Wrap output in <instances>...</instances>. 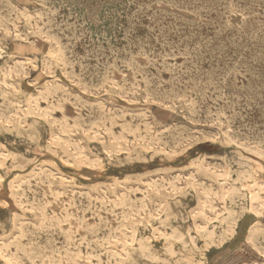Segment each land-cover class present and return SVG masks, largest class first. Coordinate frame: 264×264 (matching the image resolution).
I'll list each match as a JSON object with an SVG mask.
<instances>
[{
  "label": "rangeland",
  "instance_id": "1",
  "mask_svg": "<svg viewBox=\"0 0 264 264\" xmlns=\"http://www.w3.org/2000/svg\"><path fill=\"white\" fill-rule=\"evenodd\" d=\"M221 1H223V3H221ZM4 3L5 8L3 7ZM218 3H220V7H217L219 6ZM202 5L205 6L203 7ZM224 6L227 7L223 8ZM180 7L183 10L179 9ZM139 9L142 12H139ZM94 11L95 13H93ZM208 12H210V14ZM256 12H258V14ZM263 12L264 0H243V2L242 0H156V2L155 0H114V2L113 0H0V65H2L0 67V221L2 222L4 220L2 222L3 224L0 222V232L2 233H0V264L2 261V264H9L10 262V264H119L120 262V264H145L138 260L135 253L143 244L148 245L154 252H157L158 255L161 253V258L157 264H174L175 261L176 264H264V253H262L264 252ZM164 14L166 15L163 18ZM244 15L247 16L245 17ZM128 18L129 20L131 19L130 22L132 23H129ZM185 20L187 21L185 22ZM244 20H246V22ZM256 20H258V22ZM89 21L92 22L90 23ZM182 21H184V23H182ZM211 21L212 23H210ZM225 21L228 23L227 25ZM192 22L193 25L191 24ZM71 23H73L74 27ZM174 23L177 28L173 26ZM67 24H69V26ZM77 24H79V26ZM184 24L187 27H185ZM205 24L206 26H211L206 27ZM183 25L184 27H182ZM220 25L221 28H223L222 30ZM66 26H68V28L72 26L69 28V30H72L69 32ZM76 29H79L77 30L78 32ZM184 29L186 31H184ZM169 31L171 32L169 33ZM215 31H217V33ZM260 31L262 32L260 33ZM194 32L196 33L194 34ZM70 33H72V36H70ZM189 33H192L193 36ZM251 33L253 34L251 35ZM124 36H126V38H124ZM135 37L137 38L135 39ZM255 37L258 38L255 39ZM74 39L78 40L75 41ZM119 39H121L120 44L118 41ZM170 42H173L172 46ZM220 42H223L222 46ZM244 42L246 44H244ZM135 43H138V45H135ZM257 45V49L254 48ZM260 49L263 55L260 53ZM218 53H220V57ZM94 55L95 57H93ZM96 57L97 59L93 60ZM212 58L214 60H212ZM230 58H232V60ZM240 60L242 61L240 62ZM26 62L27 64H25ZM132 63L133 65H131ZM238 63L241 64L239 67ZM106 65L108 66L106 67ZM126 65L128 67H126ZM216 66H218V71L215 68ZM102 67L105 69L103 70ZM145 67H147L146 71L144 70ZM93 68L96 69L93 70ZM98 68L101 69L99 70ZM128 68L130 69L128 70ZM119 69L121 70L119 71ZM231 69L234 70L235 73ZM107 70L108 72H106ZM115 70L121 73L118 74ZM94 71L95 73L96 71L98 72L96 74L99 77L97 75L95 76ZM129 71H132L131 74ZM140 71L143 72L139 73ZM157 71L159 74H157ZM208 72L209 75L207 74ZM226 72L227 75L229 74L228 77L224 74ZM113 73L114 75L112 76ZM239 73L241 76H239ZM243 73H246V75ZM170 74L172 78L175 77L176 79L174 78L175 80H172ZM212 74L215 75L214 79H212ZM223 74L225 77L222 76ZM180 76L182 77L179 78ZM193 76L195 77L193 78ZM145 77L147 79H145ZM204 77L206 79H204ZM101 78L103 80H101ZM258 78L262 80H258ZM107 79L109 80L107 81ZM133 79L135 81H133ZM189 79L191 84L189 83ZM83 80L84 82L88 81V84H84ZM104 80H106L105 82L107 83H104ZM210 80H212V82ZM113 81L115 83H113ZM204 81H207L208 85L205 84L206 82ZM175 82H180L182 86ZM80 83L83 85H80ZM175 84H177V86ZM221 84L224 85L222 86ZM209 85L210 89L208 88ZM82 86H84V88ZM97 86L99 88H96ZM183 86L185 88H183ZM193 86L198 87L195 89ZM238 87H240L241 90ZM255 87H257L256 90ZM231 88L234 90L232 91ZM216 89H218V93ZM196 90L199 94L196 93ZM219 91L222 92L220 93ZM184 92L187 93L185 94ZM231 92H233V94ZM173 94L176 97H174ZM227 96L229 97L226 98ZM91 103L93 104L91 105ZM231 104L233 109L231 108ZM227 106L229 109H227ZM191 109H193L194 112ZM43 111L45 113H43ZM88 118L89 120H87ZM132 118H134V120H132ZM211 118L213 119L211 120ZM82 119L83 121H81ZM215 119L217 120L215 121ZM100 121H102V123ZM85 123L89 124L85 125ZM145 123L147 124L145 125ZM92 124L95 125L93 126ZM206 134H208V137ZM257 136L259 138H257ZM254 137L256 139H253ZM23 142L25 144H23ZM162 142H165V144H162ZM36 145H40L41 147H37ZM72 147L73 149H71ZM23 153L24 158H21L22 156L20 155H23ZM234 155L238 156L234 157ZM18 158L22 159L23 162ZM254 163L257 164L255 165ZM123 164L125 166H123ZM258 164L261 167L258 166ZM92 167L93 169H91ZM101 169H103V171ZM75 184L77 185L73 186ZM34 185L36 187H34ZM40 193L42 195H40ZM79 201L80 204L78 203ZM109 201H114V205H111L112 202ZM135 201H138L137 204ZM99 204L101 205L99 206ZM132 204L133 206L136 205V207H133L134 210H132ZM141 204L145 206L143 205L142 207ZM113 206H116V208L114 209ZM123 206L127 208L124 209ZM146 209L149 210V214ZM158 209L159 211H157ZM136 210L138 211L136 212ZM111 214L112 216H110ZM125 214L130 215V217ZM120 215H124V218L123 216L121 218ZM97 218L100 219L97 220ZM125 218L128 221L124 220ZM147 218H150V220ZM123 220L126 222H123ZM46 223H48V225ZM9 228L13 229L10 230ZM99 230L101 231L99 232ZM230 232H232L231 235H229ZM65 233H67V235ZM182 233L186 234L182 235ZM78 236L80 238H78ZM124 237H126V239ZM106 241H108V243H106ZM261 244L263 246H261ZM168 247L173 250V255L169 257L163 255L164 250ZM159 249L161 250L160 252ZM64 252L65 254H63ZM96 253L100 254L97 255ZM186 255L189 256L191 263H188L187 260L184 259L187 257ZM5 258H7L8 263L5 262ZM41 260L42 262H40Z\"/></svg>",
  "mask_w": 264,
  "mask_h": 264
},
{
  "label": "bare ground",
  "instance_id": "2",
  "mask_svg": "<svg viewBox=\"0 0 264 264\" xmlns=\"http://www.w3.org/2000/svg\"><path fill=\"white\" fill-rule=\"evenodd\" d=\"M41 1H42V0H41ZM49 1H50V0H49ZM54 1H55V0H54ZM84 1H85V0H84ZM159 1H160V0H159ZM165 1H166V0H165ZM203 1H204V0H203ZM219 1H220V0H219ZM239 1H240V0H239ZM254 1H256V0H254ZM43 2H45V1H43ZM47 2H48V1H47ZM113 2H114V0H113ZM115 2H116V1H115ZM133 2H134V1H133ZM149 2H150V1H149ZM155 2H156V0H155ZM157 2H158V1H157ZM161 2H162V1H161ZM170 2H171V1H170ZM172 2H173V1H172ZM191 2H192V1H191ZM193 2H194V1H193ZM214 2H215V1H214ZM242 2H243V0H242ZM245 2H246V1H245ZM7 3H8V2H7ZM48 3H49V2H48ZM131 3H132V2H131ZM139 3H140V2H139ZM144 3H145V2H144ZM153 3H154V2H153ZM174 3H175V2H174ZM205 3H206V2H205ZM210 3H211V2H210ZM212 3H213V2H212ZM216 3H217V2H216ZM216 3H215V4H216ZM221 3H223V1H221ZM225 3H226V2H225ZM231 3H232V2H231ZM257 3H258V2H257ZM259 3H260V2H259ZM2 4H3V3H2ZM10 4H11V3H10ZM41 4H42V2H41ZM52 4H53V3H52ZM55 4H56V3H55ZM98 4H99V3H98ZM101 4H102V3H101ZM115 4H117V3H115ZM124 4H125V3H124ZM159 4H160V3H159ZM208 4H209V2H208ZM218 4H219V6H217V7H220V3H218ZM227 4H228V3H227ZM233 4H234V3H233ZM237 4H238V3H237ZM50 5H51V3H50ZM78 5H79V4H78ZM78 5H77V6H78ZM82 5H83V4H82ZM108 5H109V4H108ZM156 5H157V3H156ZM193 5H194V4H193ZM195 5H196V4H195ZM216 5H217V4H216ZM223 5H224V4H223ZM228 5H229V4H228ZM228 5H227V6H228ZM4 6H5V3H4V5H3V7H4ZM65 6H66V5H65ZM83 6H84V5H83ZM93 6H94V4H93ZM136 6H137V5H136ZM141 6H142V5H141ZM145 6H146V5H145ZM149 6H150V5H149ZM173 6H174V5H173ZM178 6H179V5H178ZM196 6H198V5H196ZM202 6H203V5H202ZM202 6H201V8H202ZM204 6H205V5H204ZM204 6H203V7H204ZM206 6H207V5H206ZM211 6H212V5H211ZM227 6H224L223 8H225V7H227ZM48 7H49V4H48ZM51 7H52V6H51ZM143 7H144V6H143ZM192 7H193V6H192ZM208 7H210V6H208ZM221 7H222V6H221ZM229 7H230V6H229ZM233 7H234V6H233ZM4 8H5V7H4ZM4 8H3V9H4ZM11 8H12V6H11ZM54 8H55V7H54ZM128 8H129V7H128ZM140 8H141V7H140ZM182 8H183V6H182ZM199 8H200V7H199ZM247 8H248V7H247ZM6 9H7V8H6ZM86 9H87V8H86ZM92 9H93V8H92ZM100 9H101V8H100ZM134 9H135V8H134ZM141 9H142V8H141ZM144 9H145V8H144ZM144 9H143V10H144ZM179 9H181V7H180ZM192 9H193V8H192ZM211 9H212V8H211ZM211 9H210V10H211ZM257 9H258V8H257ZM1 10H2V8H1ZM57 10H58V9H57ZM67 10H68V9H67ZM90 10H91V9H90ZM94 10H95V7H94ZM126 10H127V9H126ZM130 10H131V9H130ZM135 10H136V9H135ZM137 10H138V9H137ZM181 10H183V9H181ZM190 10H191V9H190ZM193 10H194V9H193ZM196 10H197V9H196ZM212 10H213V9H212ZM53 11H54V10H53ZM59 11H60V10H59ZM140 11H141V10L139 9V12H140ZM146 11H147V10H146ZM156 11H157V10H156ZM200 11H201V9H200ZM207 11H208V10H207ZM215 11H216V10H215ZM5 12H6V11H5ZM48 12H49V11H48ZM51 12H52V11H51ZM61 12H62V11H61ZM88 12H89V11H88ZM126 12H127V11H126ZM141 12H142V11H141ZM148 12H149V11H148ZM151 12H152V11H151ZM194 12H195V11H194ZM194 12H193V14H194ZM202 12H203V11H202ZM204 12H205V11H204ZM224 12H225V11H224ZM227 12H228V11H227ZM243 12H244V11H243ZM249 12H250V11H249ZM251 12L253 13L252 10H251ZM258 12H259V11H258ZM258 12H256V13L258 14ZM12 13H13V12H12ZM62 13H63V12H62ZM62 13H61V14H62ZM93 13H95V11H94ZM134 13H135V12H134ZM144 13H145V12H144ZM166 13H167V12H166ZM208 13L210 14V12H208ZM218 13H219V12H218ZM229 13H230V11H229ZM229 13H228V14H229ZM246 13H247V12H246ZM260 13H261V12H260ZM263 13H264V12H263ZM7 14H8V13H7ZM44 14H45V13H44ZM108 14H109V13H108ZM127 14H128V13H127ZM127 14H126V16H127ZM146 14H147V13H146ZM197 14H198V12H197ZM199 14H200V13H199ZM209 14H208V16H209ZM214 14H215V13H214ZM214 14H213V15H214ZM221 14H222V13H221ZM223 14H224V13H223ZM9 15H10V14H9ZM47 15H48V14H47ZM50 15H52V14H50ZM56 15H57V14H56ZM90 15H91V14H90ZM132 15H133V14H132ZM140 15H141V14H140ZM150 15H152V14H150ZM157 15H158V14H157ZM165 15H166V14L163 15V18H164ZM194 15H195V14H194ZM218 15H219V14H218ZM230 15H231V14H230ZM238 15H239V14H238ZM241 15H243V14H241ZM247 15H248V13H247ZM247 15H246V16H247ZM0 16H1V15H0ZM15 16H16V15H15ZM15 16H14V18H15ZM63 16H64V14H63ZM88 16H89V15H88ZM88 16H87V18H88ZM145 16H147V15H145ZM152 16H153V15H152ZM224 16H225V15H224ZM224 16H223V17H224ZM244 16H245V15H244ZM246 16H245V17H246ZM248 16H249V15H248ZM253 16H254V13H253ZM4 17H5V16H4ZM50 17H51V16H50ZM52 17H53V16H52ZM71 17H72V16H71ZM71 17H69V18H71ZM75 17H76V16H75ZM89 17H90V16H89ZM92 17L94 18L93 15H92ZM129 17H130V16H129ZM153 17H154V16H153ZM174 17H175V16H174ZM201 17H202V16H201ZM215 17H216V16H215ZM220 17H221V16H220ZM260 17H261V16H260ZM8 18H9V17H8ZM12 18H13V17H12ZM41 18H42V17H41ZM48 18H49V17H48ZM83 18H84V17H83ZM108 18H110V17H108ZM133 18H134V17H133ZM133 18H132V19H133ZM154 18H155V17H154ZM175 18H176V17H175ZM261 18H262V17H261ZM4 19H5V18H4ZM58 19H59V17H58ZM75 19H76V18H75ZM81 19H82V18H81ZM88 19H89V18H88ZM95 19H96V17H95ZM139 19H141V18H139ZM168 19H169V17H168ZM205 19H206V18H205ZM208 19H209V18H208ZM243 19H244V18H243ZM246 19H247V18H246ZM53 20H54V19H53ZM56 20H57V19H56ZM63 20H64V19H63ZM78 20H79V19H78ZM128 20H129V18H128ZM128 20H127V21H128ZM130 20H131V19H130ZM130 20H129V23H132V22H130ZM136 20H137V19H136ZM150 20H151V19H150ZM173 20H174V19H173ZM173 20H172V21H173ZM176 20H177V19H176ZM180 20H181V19H180ZM199 20H200V19H199ZM209 20H210V19H209ZM5 21H6V20H5ZM8 21H9V19H8ZM60 21H61V20H60ZM65 21H66V20H65ZM69 21H70V20H69ZM105 21H106V20H105ZM138 21H139V20H138ZM186 21H187V20H185V22H186ZM205 21H206V20H205ZM207 21H208V20H207ZM212 21H213V20H212ZM212 21H211L210 23H212ZM226 21H227V20H226ZM226 21H225V23H226ZM244 21L246 22V20H244ZM251 21H252V20H251ZM256 21L258 22V20H256ZM256 21H254V22H256ZM259 21H260V20H259ZM9 22H11V21H9ZM9 22H8V23H9ZM77 22H78V21H77ZM89 22H90V21H89ZM91 22H92V21H91ZM91 22H90V23H91ZM103 22H104V21H103ZM139 22H140V21H139ZM139 22H138V23H139ZM141 22H142V21H141ZM179 22H180V21H179ZM188 22H189V21H188ZM194 22H195V21H194ZM223 22H224V21H223ZM82 23H83V22H82ZM84 23H85V22H84ZM120 23H121V22H120ZM127 23H128V22H127ZM143 23H144V22H143ZM171 23H172V22H171ZM171 23H170V24H171ZM182 23H184V21H182ZM189 23H190V22H189ZM189 23H188V24H189ZM198 23H199V22H198ZM204 23H205V22H204ZM206 23H207V22H206ZM215 23H216V22H215ZM243 23H244V22H243ZM11 24H12V22H11ZM49 24H50V23H49ZM71 24L73 25V23H71ZM99 24H100V23H99ZM160 24H161V23H160ZM165 24H166V23H165ZM170 24H169V25H170ZM191 24L193 25V22H192ZM195 24H196V22H195ZM195 24H194V25H195ZM201 24H202V23H201ZM218 24H219V23H218ZM223 24H224V23H223ZM227 24H228V23H226V25H227ZM244 24H245V23H244ZM249 24H250V23H249ZM33 25H34V24H33ZM60 25H61V24H60ZM67 25L69 26V24H67ZM77 25L79 26V24H77ZM84 25H85V24H84ZM120 25H121V24H120ZM126 25H127V24H126ZM136 25L138 26L137 23H136ZM184 25H185V24H184ZM184 25H183L182 27H184ZM221 25H222V24H221ZM221 25H220V28H221ZM251 25H252V24H251ZM257 25H258V24H257ZM63 26H64V24H63ZM68 26H66V27L68 28ZM75 26H76V25H75ZM121 26H122V25H121ZM141 26H142V25H141ZM170 26H171V25H170ZM173 26H176L175 23L173 24ZM188 26H189V25H188ZM205 26H206V24H205ZM207 26H209V25H207ZM207 26H206V27H207ZM210 26H211V25H210ZM210 26H209V27H210ZM213 26H214V25H213ZM259 26H260V25H259ZM262 26H263V25H262ZM262 26H261V27H262ZM34 27H35V26H34ZM70 27H72V26H70ZM70 27H69V28H70ZM73 27H74V25H73ZM122 27H123V26H122ZM124 27H125V26H124ZM150 27H151V26H150ZM160 27H161V26H160ZM160 27H159V28H160ZM167 27H168V26H167ZM182 27H181V28H182ZM185 27H187V26L185 25ZM195 27H196V26H195ZM226 27H227V26H226ZM242 27H243V25H242ZM11 28H12V27H11ZM56 28H57V27H56ZM62 28H63V27H62ZM64 28H65V27H64ZM69 28H68V30H69ZM117 28H118V27H117ZM127 28H128V27H127ZM127 28H126V29H127ZM133 28H134V27H133ZM143 28H144V27H143ZM143 28H142V29H143ZM161 28H162V27H161ZM176 28H177V26H176ZM188 28H189V27H188ZM190 28H191V26H190ZM190 28H189V30H190ZM211 28H212V27H211ZM218 28H219V27H218ZM220 28H219V30H220ZM227 28H228V27H227ZM229 28H231V27H229ZM243 28H244V27H243ZM243 28H241V29H243ZM249 28H250V27H249ZM259 28H260V27H259ZM53 29H54V28H53ZM73 29H74V28H73ZM113 29H114V28H113ZM129 29H130V30H133V29H131V28H129ZM147 29H148V28H147ZM149 29H150V28H149ZM155 29H156V28H155ZM157 29H158V28H157ZM171 29H172V28H171ZM191 29H192V28H191ZM213 29H214V27H213ZM222 29H223V28H221V30H222ZM253 29H254V28H253ZM64 30H65V29H64ZM71 30H72V29H71ZM71 30H69V32H70ZM77 30H79V29H76V31H77ZM80 30H82V29H80ZM83 30H84V29H83ZM162 30H163V28H162ZM192 30H193V29H192ZM199 30H200V29H199ZM207 30H208V29H207ZM214 30H215V29H214ZM217 30H218V29H217ZM219 30H218V31H219ZM221 30H220V31H221ZM224 30H225V29H224ZM236 30H237V29H236ZM236 30H235V31H236ZM251 30H252V29H251ZM261 30H262V29H261ZM19 31H20V30H19ZM59 31H60V30H59ZM73 31H74V30H73ZM112 31H113V30H112ZM137 31H138V30H137ZM148 31H149V30H148ZM158 31H159V29H158ZM171 31H172V30H171ZM171 31H169V33H170ZM178 31H179V30H178ZM184 31H186V30L184 29ZM231 31H232V30H231ZM231 31H230V32H231ZM240 31H241V30H240ZM20 32H21V31H20ZM38 32H39V31H38ZM45 32H46V31H45ZM54 32H56V31H54ZM65 32H66V30H65ZM77 32H78V31H77ZM83 32H84V31H83ZM83 32H82V33H83ZM125 32H126V31H125ZM125 32H124V33H125ZM141 32H142V31H141ZM161 32H162V31H161ZM163 32H164V31H163ZM181 32H182V31H181ZM191 32H192V31H191ZM203 32H204V31H203ZM203 32H202V33H203ZM205 32H206V31H205ZM215 32L217 33V31H215ZM223 32H224V31H223ZM232 32H233V31H232ZM245 32H246V30H245ZM250 32H251V31H250ZM254 32H255V31H254ZM254 32H253V33H254ZM257 32H258V30H257ZM261 32H262V31H260V33H261ZM60 33H61V32H60ZM79 33H80V32H79ZM90 33H91V32H90ZM90 33H89V34H90ZM128 33H129V31H128ZM159 33H160V31H159ZM164 33H165V32H164ZM174 33H175V32H174ZM195 33H196V32H194V34H195ZM240 33H241V32H240ZM253 33H251V35H252ZM66 34H67V33H66ZM71 34H72V33H70V36H72ZM73 34H75V33H73ZM113 34H114V33H113ZM120 34H121V33H120ZM125 34H126V33H125ZM125 34H124V35H125ZM134 34H135V32H134ZM136 34H137V32H136ZM139 34H140V33H139ZM148 34H149V33H148ZM154 34H155V33H154ZM176 34H177V33H176ZM180 34H182V33H180ZM183 34H184V32H183ZM183 34H182V35H183ZM189 34H190V33H189ZM247 34H248V33H247ZM60 35H61V34H60ZM75 35H76V34H75ZM82 35H83V34H82ZM102 35H103V34H102ZM104 35H105V34H104ZM130 35H131V34H130ZM160 35H161V34H160ZM166 35H168V34H166ZM166 35H165V36H166ZM190 35L193 36L192 33H191ZM198 35H199V34H198ZM213 35H214V34H213ZM237 35H239V34H237ZM251 35H250V36H251ZM61 36H62V35H61ZM85 36H86V35H85ZM91 36H93V35H91ZM141 36H143V35H141ZM177 36H178V35H177ZM203 36H204V35H203ZM241 36H242V35H241ZM244 36H246V35H244ZM256 36H257V34H256ZM258 36H259V35H258ZM13 37H14V36H13ZM58 37H59V36H58ZM68 37H69V36H68ZM76 37H77V36H76ZM86 37H87V36H86ZM117 37H118V35H117ZM129 37H130V36H129ZM129 37H128V38H129ZM132 37H133V36H132ZM138 37H140V36H138ZM151 37H152V36H151ZM181 37H182V36H181ZM183 37H184V36H183ZM189 37H190V36H189ZM218 37H219V36H218ZM233 37H235V36H233ZM60 38H61V37H60ZM74 38H75V37H74ZM77 38H78V37H77ZM115 38H116V37H115ZM124 38H126V36H124ZM136 38H137V37H135V39H136ZM146 38H147V35H146ZM149 38H150V37H149ZM152 38H153V37H152ZM166 38H167V37H166ZM179 38H180V37H179ZM186 38H187V37H186ZM198 38H199V37H198ZM231 38H232V37H231ZM237 38H238V37H237ZM239 38H240V37H239ZM244 38H245V37H244ZM250 38H251V37H250ZM257 38H258V37H255V39H257ZM122 39H123V38H122ZM129 39H130V38H129ZM147 39H148V38H147ZM176 39H177V38H176ZM180 39H181V38H180ZM200 39L202 40L201 36H200ZM229 39H230V38H229ZM232 39H233V38H232ZM241 39H242V37H241ZM248 39H249V38H248ZM248 39H247V40H248ZM74 40L76 41V40H78V39H74ZM91 40H92V39H91ZM110 40H111V39H110ZM120 40H121V39L118 40V41H119V44H120ZM124 40H125V39H124ZM163 40H164V37H163ZM166 40H167V39H166ZM187 40H189V39H187ZM249 40H250V39H249ZM83 41H84V40H83ZM101 41H102V40H101ZM107 41H108V40H107ZM107 41H106V42H107ZM115 41H116V40H115ZM115 41H114V42H115ZM131 41H132V40H131ZM151 41H153V40H151ZM169 41H170V40H169ZM169 41H168V43H169ZM171 41H172V40H171ZM196 41H197V39H196ZM218 41H219V40H218ZM224 41H225V39H224ZM233 41H234V40H233ZM239 41H240V40H239ZM262 41H263V39H262ZM63 42H65V41H63ZM90 42H91V41H90ZM147 42H148V41H147ZM154 42H155V41H154ZM156 42H157V41H156ZM176 42H177V41H176ZM181 42H182V41H181ZM190 42H191V41H190ZM214 42H215V40H214ZM226 42H227V41H226ZM229 42H230V41H229ZM236 42H237V41H236ZM249 42H250V41H249ZM253 42H254V41H253ZM88 43H89V42H88ZM97 43H98V41H97ZM104 43H105V42H104ZM107 43H108V42H107ZM116 43H117V42H116ZM124 43H126V42H124ZM141 43H142V42H141ZM162 43H163V42H162ZM170 43H171V42H170ZM172 43H173V42H172ZM172 43H171V46H172ZM197 43H198V41H197ZM209 43H210V42H209ZM218 43H219V42H218ZM222 43H223V42H222ZM222 43L220 42L221 46L223 45ZM238 43H239V42H238ZM247 43H248V41H247ZM257 43H258V42H257ZM84 44H85V43H84ZM86 44H87V43H86ZM91 44H92V42H91ZM91 44H89V45H91ZM99 44H100V43H99ZM143 44H144V43H143ZM145 44H146V43H145ZM154 44H155V43H154ZM158 44H159V43H158ZM160 44H161V43H160ZM166 44H167V42H166ZM225 44H226V43H225ZM228 44H229V43H228ZM244 44H246V43L244 42ZM262 44H263V42H262ZM70 45H71V44H70ZM122 45H123V44H122ZM135 45H138V43H137V44L135 43ZM148 45H149V44H148ZM152 45H153V44H152ZM177 45H178V44H177ZM214 45H215V44H214ZM214 45H213V46H214ZM235 45H236V44H235ZM73 46H74V43H73ZM115 46H116V45H115ZM117 46H118V45H117ZM140 46H141V45H140ZM162 46H163V45H162ZM186 46H187V45H186ZM193 46H194V45H193ZM195 46H196V45H195ZM215 46H216V45H215ZM219 46H220V45H219ZM229 46H230V44H229ZM250 46H251V45H250ZM71 47H72V46H71ZM110 47H111V45H110ZM124 47H125V46H124ZM142 47H143V46H142ZM156 47H157V46H156ZM167 47H168V44H167ZM184 47H185V46H184ZM191 47H192V46H191ZM204 47H205V46H204ZM204 47H203V48H204ZM224 47H225V46H224ZM237 47H239V46H237ZM242 47H243V46H242ZM242 47H241V48H242ZM251 47H252V46H251ZM253 47H254V46H253ZM256 47H258V45L255 46L254 48H256ZM8 48H9V47H8ZM118 48H119V47H118ZM215 48H217V47H215ZM232 48H233V47H232ZM241 48H240V50H241ZM247 48H248V47H247ZM89 49H90V48H89ZM109 49H110V48H109ZM109 49H108V50H109ZM116 49H117V48H116ZM129 49H130V48H129ZM131 49H132V48H131ZM192 49H193V48H192ZM207 49H208V48H207ZM238 49H239V48H238ZM256 49H257V48H256ZM9 50H10V49H9ZM9 50H8V51H9ZM99 50H100V49H99ZM102 50H103V47H102ZM102 50H101V51H102ZM111 50H112V49H111ZM113 50H114V49H113ZM118 50H119V49H118ZM120 50H121V49H120ZM123 50H124V49H123ZM152 50H153V49H152ZM194 50H195V49H194ZM227 50H228V49H227ZM243 50H244V49H243ZM58 51H60V50H58ZM90 51H91V50H90ZM109 51H110V50H109ZM124 51H125V50H124ZM127 51H129V50H127ZM127 51H126V52H127ZM154 51H155V50H154ZM192 51H193V50H192ZM210 51H211V50H210ZM218 51H219V50H218ZM223 51H224V49H223ZM234 51H235V50H234ZM258 51H259V50H258ZM262 51H264V49H262ZM92 52H93V51H92ZM94 52H95V51H94ZM96 52H97V51H96ZM98 52H99V51H98ZM102 52H103V51H102ZM111 52H112V51H111ZM116 52H117V51H116ZM150 52H151V51H150ZM171 52H172V50H171ZM207 52H208V50H207ZM216 52H217V51H216ZM220 52H221V50H220ZM224 52H225V51H224ZM224 52H223V53H224ZM243 52H244V51H243ZM52 53H53V52H52ZM118 53H119V51H118ZM122 53H123V51H122ZM137 53H138V52H137ZM181 53H182V52H181ZM260 53H261V49H260ZM56 54H57V53H56ZM68 54H70V53H68ZM78 54H79V53H78ZM96 54H97V53H96ZM98 54H99V53H98ZM101 54H102V53H101ZM101 54H100V55H101ZM103 54H104V53H103ZM112 54H113V53H112ZM112 54H110V55H112ZM120 54H121V53H120ZM123 54H124V53H123ZM147 54H148V53H147ZM151 54H152V52H151ZM171 54H172V53H171ZM219 54H220V53H218V56L220 57ZM224 54H225V53H224ZM234 54H235V53H234ZM255 54H256V53H255ZM257 54H258V53H257ZM261 54H262V53H261ZM7 55H8V54H7ZM100 55H99V56H100ZM104 55H105V54H104ZM115 55H116V54H115ZM117 55H118V54H117ZM130 55H131V54H130ZM132 55H135V54H132ZM157 55H158V54H157ZM160 55H161V54H160ZM174 55H175V54H174ZM174 55H173V56H174ZM209 55H210V54H209ZM222 55H223V54H222ZM237 55H238V54H237ZM258 55H259V54H258ZM262 55H263V54H262ZM51 56H52V55H51ZM51 56H50V57H51ZM105 56H106V55H105ZM108 56H109V55H108ZM128 56H129V55H128ZM128 56H127V57H128ZM147 56H148V55H147ZM190 56H191V55H190ZM211 56H212V55H211ZM216 56H217V55H216ZM223 56H224V55H223ZM223 56H222V57H223ZM233 56H235V55H233ZM240 56H243V55H240ZM7 57H9V56H7ZM69 57H70V56H69ZM73 57H74V56H73ZM85 57H86V56H85ZM93 57H95V55H94ZM100 57H101V56H100ZM103 57H104V56H103ZM106 57H107V56H106ZM116 57H117V56H116ZM129 57H131V56H129ZM134 57H135V56H134ZM134 57H133V58H134ZM136 57H137V56H136ZM148 57H149V56H148ZM208 57H209V56H208ZM208 57H207V58H208ZM212 57H213V56H212ZM219 57H218V58H219ZM237 57H238V56H237ZM259 57H261V56H259ZM263 57H264V56H263ZM71 58H72V57H71ZM107 58H108V57H107ZM110 58H111V57H110ZM125 58H126V57H125ZM154 58H155V57H154ZM188 58H189V55H188ZM215 58H216V57H215ZM218 58H217V59H218ZM238 58H239V57H238ZM242 58H243V57H242ZM244 58H245V57H244ZM55 59H56V58H55ZM95 59H97V57L94 58L93 60H95ZM101 59H102V57H101ZM126 59H127V58H126ZM129 59H130V58H129ZM131 59H132V58H131ZM210 59H211V58H210ZM230 59L232 60V58H230ZM245 59H246V58H245ZM258 59H259V58H258ZM49 60H50V58H49ZM71 60H72V59H71ZM112 60H113V59H112ZM114 60H116V59H114ZM123 60H124V59H123ZM148 60H151V59H148ZM212 60H214V59L212 58ZM224 60H225V59H224ZM224 60H223V61H224ZM226 60H227V59H226ZM228 60H229V59H228ZM243 60H244V59H243ZM248 60H249V59H248ZM262 60H263V59H262ZM75 61H76V59H75ZM105 61H106V60H105ZM107 61H108V59H107ZM128 61H129V60H128ZM128 61H127V62H128ZM146 61H147V60H146ZM205 61H206V60H205ZM215 61H216V60H215ZM241 61H242V60H240V62H241ZM244 61H245V60H244ZM246 61H247V60H246ZM63 62H64V60H63ZM63 62H62V63H63ZM112 62H113V61H112ZM116 62H117V61H116ZM125 62H126V61H125ZM131 62H132V60H131ZM134 62H135V61H134ZM147 62H148V61H147ZM225 62H226V61H225ZM261 62H262V61H261ZM54 63H55V62H54ZM70 63H71V62H70ZM98 63H99V62H98ZM128 63H130V62H128ZM151 63H152V62H151ZM250 63H251V62H250ZM253 63H254V62H253ZM253 63H252V64H253ZM0 64H1V63H0ZM17 64H18V62H17ZM25 64H27V62H26ZM48 64H49V63H48ZM94 64H95V63H94ZM102 64H104V63H102ZM108 64H109V63H108ZM112 64H114V63H112ZM124 64H125V63H124ZM135 64H136V63H135ZM153 64H154V63H153ZM181 64H182V63H181ZM189 64H190V63H189ZM226 64H227V63H226ZM234 64H235V63H234ZM236 64H237V63H236ZM243 64H244V63H243ZM261 64H262V63H261ZM99 65H100V64H99ZM128 65H129V64H128ZM131 65H133V63H132ZM138 65H139V64H138ZM148 65H150V64H148ZM154 65H155V64H154ZM158 65H159V64H158ZM166 65H168V64H166ZM173 65H174V64H173ZM208 65H209V64H208ZM212 65H213V64H212ZM215 65H216V64H215ZM218 65H219V64H218ZM239 65H241V64L238 63V67H239ZM245 65H246V64H245ZM247 65H250V64H247ZM262 65H263V64H262ZM1 66H2V65H0V67H1ZM40 66H41V65H40ZM79 66H80V65H79ZM82 66H83V65H82ZM96 66H97V65H96ZM107 66H108V65H106V67H107ZM115 66H117V65H115ZM121 66H122V65H121ZM124 66H125V65H124ZM136 66H137V64H136ZM144 66H145V65H144ZM144 66H143V67H144ZM151 66H152V65H151ZM160 66H162V65H160ZM176 66H177V65H176ZM179 66H180V65H179ZM224 66H225V65H224ZM243 66H244V65H243ZM87 67H88V66H87ZM109 67H110V66H109ZM109 67H108V69H109ZM122 67H123V66H122ZM126 67H128V66L126 65ZM148 67H149V66H148ZM152 67H153V66H152ZM164 67H165V65H164ZM222 67H223V66H222ZM227 67H228V66H227ZM232 67H233V66H232ZM240 67H241V66H240ZM246 67H247V66H246ZM250 67H252V66H250ZM81 68H82V67H81ZM96 68H97V67H96ZM96 68H93V70L96 69ZM102 68H103V67H102ZM116 68H117V67H116ZM116 68H115V69H116ZM130 68H131V67H130ZM130 68H128V70H129ZM136 68H138V67H136ZM141 68H142V67H141ZM172 68H173V67H172ZM172 68H171V69H172ZM179 68H180V67H179ZM204 68H206V67H204ZM207 68H208V67H207ZM215 68H216L217 71H218V66H216ZM228 68H231V67H228ZM236 68H237V67H236ZM242 68H243V67H242ZM244 68H245V67H244ZM254 68H255V67H254ZM254 68H253V69H254ZM57 69H58V68H57ZM71 69H72V67H71ZM98 69L100 70L101 68H98ZM104 69H105V68H103V70H104ZM113 69H114V68H113ZM134 69H135V68H134ZM210 69H211V68H210ZM213 69H214V68H213ZM225 69H226V68H225ZM233 69H234V67H233ZM248 69H249V68H248ZM251 69H252V68H251ZM39 70H41V69H39ZM47 70H48V69H47ZM85 70H86V68H85ZM103 70H102V72H103ZM109 70H110V69H109ZM120 70H121V69H119V71H120ZM139 70H140V66H139ZM139 70H138V71H139ZM144 70L146 71V70H147V67H145ZM144 70H143V71H144ZM177 70H178V69H177ZM179 70L181 71V68H180ZM179 70H178V71H179ZM197 70H198V69H197ZM231 70H232V69H231ZM240 70H242V69H240ZM245 70H247V69H245ZM261 70H262V69H261ZM67 71H68V70H67ZM90 71H91V70H90ZM115 71H116V70H115ZM126 71H127V68H126ZM143 71H140L139 73H141V72H143ZM173 71H174V70H173ZM209 71H210V70H209ZM228 71H229V69H228ZM228 71H227V72H228ZM232 71L234 72V70H232ZM232 71H231V73H232ZM235 71H236V70H235ZM243 71H244V70H243ZM253 71H254V70H253ZM255 71H256V70H255ZM257 71H259V70H257ZM262 71H263V70H262ZM71 72H72V70H71ZM99 72H100V71H99ZM104 72H105V71H104ZM106 72H108V70H107ZM112 72H114V71H112ZM116 72H118V71H116ZM129 72H130V71H129ZM131 72H132V71H131ZM131 72H130V74H131ZM135 72H136V70H135ZM148 72H149V71H148ZM167 72H168V71H167ZM176 72H177V71H176ZM189 72H190V71H189ZM195 72H196V71H195ZM211 72H212V70H211ZM213 72H214V70H213ZM219 72H220V71H219ZM221 72H222V71H221ZM227 72L224 73V74L227 75ZM40 73H41V72H40ZM77 73H78V72H77ZM84 73H85V72H84ZM87 73H89V72H87ZM94 73H95V71H94ZM94 73H93V74H94ZM96 73H98V72L96 71ZM96 73H95V76L97 75ZM109 73H110V72H109ZM120 73H121V72H118V74H120ZM149 73H151V72H149ZM184 73H185V72H184ZM205 73H206V72H205ZM234 73H235V72H234ZM256 73H257V72H256ZM261 73H263V72H261ZM13 74H14V73H13ZM80 74H81V72H80ZM80 74H79V75H80ZM99 74H100V73H99ZM101 74H102V73H101ZM107 74H108V73H107ZM110 74H111V73H110ZM134 74H135V73H134ZM142 74H143V73H142ZM157 74H159L158 71H157ZM171 74H172V73H171ZM171 74H170V75H171ZM195 74H196V73H195ZM207 74L209 75V72H208ZM207 74H206V75H207ZM214 74H215V73H214ZM224 74H223L222 76H224ZM237 74H238V73H237ZM243 74L246 75V73H243ZM248 74H249V73H248ZM259 74H260V73H259ZM17 75H18V74H17ZM85 75H86V74H85ZM113 75H114V73L112 74V76H113ZM123 75H124V74H123ZM138 75H140V74H138ZM151 75H152V74H151ZM172 75H174V74H172ZM172 75H171V78H172ZM177 75H178V74H177ZM188 75H189V74H188ZM210 75H211V74H210ZM218 75H219V73H218ZM218 75H217V76H218ZM228 75H229V74H228ZM228 75H227V77H228ZM234 75H236V74H234ZM245 75H244V76H245ZM249 75H250V74H249ZM252 75H253V74H252ZM44 76H45V74H44ZM61 76H62V75H61ZM83 76H84V74H83ZM89 76H90V75H89ZM97 76H98V75H97ZM102 76H103V75H102ZM107 76H108V75H107ZM107 76H106V78H107ZM110 76H111V75H110ZM135 76H136V75H135ZM146 76H150V75H146ZM204 76H205V75H204ZM214 76H215V75L212 74V79H214ZM239 76H241L240 73H239ZM255 76H257V75H255ZM260 76H261V75H260ZM15 77H16V76H15ZM46 77H48V76H46ZM71 77H72V74H71ZM84 77H85V76H84ZM91 77H92V76H91ZM98 77H99V76H98ZM136 77H137V76H136ZM163 77H164V76H163ZM176 77H177V76H176ZM181 77H182V76H180L179 78H181ZM194 77H195V76H193V78H194ZM210 77H211V76H210ZM224 77H225V76H224ZM261 77H262V76H261ZM263 77H264V76H263ZM33 78H34V77H33ZM86 78H87V77H86ZM104 78H105V77H104ZM150 78H151V77H150ZM166 78H167V77H166ZM169 78H170V77H169ZM171 78H170V79H171ZM174 78H175V77H173L172 80H173ZM185 78H186V76H185ZM185 78H184V79H185ZM196 78H197V77H196ZM199 78H201V77H199ZM208 78H209V77H208ZM216 78H217V77H216ZM216 78H215V81H216ZM218 78H219V77H218ZM229 78H231V77H229ZM241 78H242V77H241ZM253 78H254V77H253ZM70 79H71V78H70ZM73 79H74V78H73ZM87 79H88V78H87ZM99 79H100V78H99ZM140 79H141V78H140ZM145 79H147V78L145 77ZM152 79H153V78H152ZM175 79H176V78H175ZM175 79H174V80H175ZM204 79H206V78L204 77ZM210 79H211V78H210ZM233 79H234V77H233ZM244 79H245V77H244ZM256 79H257V78H256ZM32 80H34V79H32ZM47 80H49V79H47ZM54 80H55V79H54ZM84 80H85V79H84ZM84 80H83V82H84ZM101 80H103V79L101 78ZM108 80H109V79H107V81H108ZM119 80H120V79H119ZM122 80H123V79H122ZM136 80H137V79H136ZM179 80H181V79H179ZM187 80H188V79H187ZM197 80H198V79H197ZM200 80H201V79H200ZM224 80H225V79H224ZM253 80H254V79H253ZM253 80H252V81H253ZM258 80H262V79H259V78H258ZM263 80H264V79H263ZM38 81H39V80H38ZM44 81H46V80H44ZM72 81H73V80H72ZM99 81H100V80H99ZM105 81H106V80H104V83H107V82H105ZM124 81H125V80H124ZM133 81H135V80L133 79ZM144 81H145V80H144ZM154 81H155V80H154ZM189 81H190V79H189ZM210 81L212 82V80H210ZM228 81H229V80H228ZM231 81H232V80H231ZM87 82H88V81H87ZM87 82H84V84L87 83ZM90 82H91V81H90ZM94 82H95V81H94ZM187 82H188V81H187ZM187 82H186V83H187ZM199 82H200V81H199ZM204 82H206L205 84H207V81H204ZM226 82H227V81H226ZM226 82H225V83H226ZM229 82H230V81H229ZM235 82H236V81H235ZM246 82H247V81H246ZM263 82H264V81H263ZM24 83H25V82H24ZM91 83H92V82H91ZM104 83H102V84H104ZM113 83H115V82L113 81ZM121 83H122V82H121ZM131 83H132V82H131ZM156 83H157V82H156ZM175 83H177V82H175ZM186 83H185V84H186ZM189 83L191 84V81H190ZM192 83H193V82H192ZM197 83H198V81H197ZM208 83H209V82H208ZM215 83H216V82H215ZM219 83H220V82H219ZM236 83H237V82H236ZM236 83H235V85H236ZM247 83L250 84L249 82H247ZM252 83H253V82H252ZM258 83H259V82H258ZM41 84H43V83H41ZM87 84H88V83H87ZM95 84H96V83H95ZM95 84H94V85H95ZM126 84H127V83H126ZM126 84H125V86H126ZM132 84H133V83H132ZM167 84H168V83H167ZM171 84H172V83H171ZM177 84L179 85L180 82L177 83ZM177 84H175V85L177 86ZM187 84H188V83H187ZM209 84H210V83H209ZM256 84H257V83H256ZM20 85H21V84H20ZM24 85H25V84H24ZM24 85H23V86H24ZM45 85H46V84H45ZM80 85H83V84L80 83ZM80 85H79V87H80ZM121 85H122V84H121ZM168 85H169V84H168ZM180 85H181V84H180ZM188 85H189V84H188ZM201 85H202V84H201ZM207 85H208V84H207ZM207 85H206V86H207ZM211 85H212V84H211ZM221 85H222V84H221ZM223 85H224V84H223ZM223 85H222V86H223ZM231 85H232V84H231ZM241 85H242V84H241ZM260 85H261V84H260ZM56 86H57V85H56ZM84 86H86V85H84ZM84 86H82V87L84 88ZM87 86H88V85H87ZM129 86H130V85H129ZM132 86H133V85H132ZM153 86H154V84H153ZM170 86H171V85H170ZM173 86H174V85H173ZM181 86H182V85H181ZM195 86H196V85H195ZM206 86H204V87H206ZM215 86H216V84H215ZM215 86H212V87H215ZM229 86H230V85H229ZM233 86H234V85H233ZM251 86H252V85H251ZM251 86H250V87H251ZM24 87H26V86H24ZM34 87H35V86H34ZM89 87H90V86H89ZM100 87H101V86H100ZM121 87H122V86H121ZM187 87H188V86H187ZM190 87H191V85H190ZM197 87H198V86H197ZM197 87H194V86H193V88H195V89H196ZM225 87H226V86H225ZM227 87H228V86H227ZM230 87H231V86H230ZM26 88H27V87H26ZM28 88H29V87H28ZM31 88H33V87H31ZM36 88H37V87H36ZM65 88H66V87H65ZM87 88H88V87H87ZM96 88H99V87L97 86ZM110 88H111V87H110ZM118 88H119V87H118ZM131 88H132V87H131ZM133 88H134V87H133ZM172 88H173V87H172ZM183 88H185V87L183 86ZM208 88L210 89V85H209ZM216 88H217V87H216ZM238 88L240 89V87H238ZM251 88H252V87H251ZM256 88H257V87H255V90H256ZM258 88H259V87H258ZM20 89H22V88H20ZM56 89H57V88H56ZM63 89H64V88H63ZM123 89H124V87H123ZM123 89H122V90H123ZM153 89H154V88H153ZM231 89H232V91L234 90L233 88H231ZM249 89H250V88H249ZM83 90H84V89H83ZM95 90H96V89H95ZM124 90H125V89H124ZM173 90H174V89H173ZM176 90H178V89H176ZM185 90H186V89H185ZM203 90H204V89H203ZM212 90H213V89H212ZM214 90H215V88H214ZM216 90H217V93H218V89H216ZM240 90H241V89H240ZM244 90H245V89H244ZM253 90H254V89H253ZM21 91H22V90H21ZM33 91H34V90H33ZM50 91H51V90H50ZM78 91H79V90H78ZM119 91H120V90H119ZM132 91H133V90H132ZM160 91H161V90H160ZM178 91H179V90H178ZM196 91H197V90H196ZM204 91H205V90H204ZM248 91H249V90H248ZM23 92H24V91H23ZM30 92H31V90H30ZM170 92H171V91H170ZM188 92H189V90H188ZM192 92H193V91H192ZM194 92H195V91H194ZM201 92H202V91H201ZM214 92H216V91H214ZM219 92H220V91H219ZM221 92H222V91H221ZM221 92H220V93H221ZM234 92H235V91H234ZM53 93H54V92H53ZM89 93H90V92H89ZM105 93H106V92H105ZM182 93H183V92H182ZM184 93H185V92H184ZM186 93H187V92H186ZM186 93H185V94H186ZM196 93H198V91H197ZM208 93H209V92H208ZM217 93H215V94H217ZM231 93L233 94V92H231ZM231 93H230V94H231ZM235 93H236V92H235ZM246 93H247V92H246ZM253 93H254V92H253ZM253 93H252V94H253ZM257 93H258V92H257ZM131 94H132V93H131ZM164 94H165V93H164ZM177 94H178V93H177ZM194 94H195V93H194ZM198 94H199V93H198ZM198 94H197V95H198ZM203 94H204V93H203ZM247 94H248V93H247ZM247 94H246V95H247ZM252 94H251V95H252ZM258 94H259V93H258ZM160 95H161V94H160ZM168 95H170V94H168ZM180 95H181V94H180ZM180 95H178V96H180ZM192 95H193V94H192ZM223 95H224V94H223ZM227 95H228V94H227ZM255 95H256V93H255ZM61 96H62V94H61ZM67 96H68V95H67ZM115 96H116V95H115ZM117 96H118V95H117ZM171 96H172V95H171ZM171 96H170V97H171ZM173 96H174V94H173ZM173 96H172V97H173ZM178 96H177V97H178ZM183 96H184V94H183ZM193 96H195V95H193ZM203 96H204V95H203ZM233 96H234V95H233ZM235 96H236V95H235ZM249 96H250V95H249ZM256 96L258 97V95H256ZM28 97H29V96H28ZM64 97H65V96H64ZM76 97H77V95H76ZM121 97H122V96H121ZM126 97H127V96H126ZM130 97H131V96H130ZM165 97H166V96H165ZM165 97H164V98H165ZM167 97H168V96H167ZM174 97H176V96H174ZM200 97H201V96H200ZM200 97H199V99H200ZM218 97H219V96H218ZM228 97H229V96H227L226 98H228ZM230 97H231V96H230ZM257 97H256V98H257ZM43 98H44V97H43ZM145 98H146V97H145ZM216 98H217V97H216ZM224 98H225V97H224ZM234 98H235V97H234ZM56 99H57V98H56ZM155 99H156V98H155ZM167 99H168V98H167ZM170 99H172V98H170ZM177 99H178V98H177ZM182 99H183V97H182ZM189 99H190V98H189ZM220 99H221V97H220ZM237 99H238V98H237ZM251 99H252V98H251ZM33 100H34V99H33ZM50 100H52V99H50ZM72 100H73V99H72ZM111 100H112V99H111ZM141 100H142V99H141ZM165 100H166V99H165ZM172 100H173V99H172ZM192 100H193V99H192ZM216 100H218V99H216ZM226 100H227V99H226ZM232 100H233V98H232ZM151 101H152V100H151ZM168 101H169V99H168ZM186 101H187V100H186ZM193 101H194V100H193ZM234 101H235V100H234ZM33 102H34V101H33ZM162 102H163V101H162ZM9 103H10V102H9ZM54 103H55V102H54ZM226 103H227V102H226ZM232 103H233V102H232ZM256 103H257V102H256ZM84 104H85V103H84ZM92 104H93V103H91V105H92ZM140 104H141V103H140ZM188 104H189V103H188ZM193 104H194V102H193ZM236 104H237V103H236ZM55 105H56V104H55ZM95 105H96V104H95ZM49 106H50V105H49ZM93 106H94V105H93ZM98 106H99V105H98ZM229 106H230V105H229ZM243 106H244V105H243ZM81 107H83V106H81ZM100 107H101V106H100ZM155 107H156V106H155ZM173 107H174V106H173ZM52 108H53V107H52ZM83 108H84V107H83ZM197 108H198V107H197ZM231 108L233 109L232 104H231ZM235 108H236V107H235ZM238 108H240V107H238ZM79 109H80V108H79ZM145 109H146V108H145ZM227 109H229L228 106H227ZM5 110H6V109H5ZM35 110H37V109H35ZM177 110H178V109H177ZM191 110H193V109H191ZM262 110H263V109H262ZM44 111H45V110H44ZM44 111H43V113H45ZM91 111H92V110H91ZM96 111H97V110H96ZM98 111H99V110H98ZM103 111H104V110H103ZM103 111H100V112H103ZM237 111H238V110H237ZM60 112H61V111H60ZM100 112H99V113H100ZM179 112H180V111H179ZM191 112H192V111H191ZM193 112H194V110H193ZM11 113H12V112H11ZM83 113H84V112H83ZM92 113H93V112H92ZM119 113H120V112H119ZM119 113H118V114H119ZM173 113H174V112H173ZM183 113H184V112H183ZM185 113H186V112H185ZM218 113H219V112H218ZM107 114H108V113H107ZM111 114H112V112H111ZM115 114H116V113H115ZM194 114H195V113H194ZM220 114H221V112H220ZM220 114H219V115H220ZM223 114H224V112H223ZM245 114H246V113H245ZM245 114H244V115H245ZM260 114H261V113H260ZM66 115H67V113H66ZM75 115H76V114H75ZM90 115H92V114H90ZM90 115H89V116H90ZM94 115H95V114H94ZM102 115H103V113H102ZM116 115H117V114H116ZM142 115H143V114H142ZM142 115H141V116H142ZM177 115H178V114H177ZM192 115H193V114H192ZM203 115H204V114H203ZM10 116H11V115H10ZM84 116H85V115H84ZM103 116H104V115H103ZM139 116H140V115H139ZM190 116H191V114H190ZM190 116H189V117H190ZM206 116H207V115H206ZM215 116H216V115H215ZM224 116H225V115H224ZM249 116H250V115H249ZM101 117H102V116H101ZM107 117H108V116H107ZM129 117H130V116H129ZM135 117H136V116H135ZM142 117H143V116H142ZM199 117H200V116H199ZM263 117H264V115H263ZM8 118H9V117H8ZM29 118H30V116H29ZM89 118H90V117H89ZM89 118H88L87 120H89ZM97 118H98V116H97ZM137 118H138V117H137ZM204 118H205V116H204ZM213 118H214V117H213ZM213 118H211V120H212ZM216 118H217V117H216ZM225 118H226V117H225ZM30 119H31V118H30ZM75 119H76V118H75ZM115 119H116V118H115ZM241 119H242V118H241ZM256 119H257V117H256ZM40 120H41V119H40ZM85 120H86V119H85ZM103 120H104V118H103ZM132 120H134V118H132ZM140 120H142V119H140ZM197 120H198V119H197ZM205 120H206V119H205ZM209 120H210V119H209ZM216 120H217V119H215V121H216ZM218 120H219V119H218ZM257 120H258V119H257ZM41 121H42V120H41ZM81 121H83V119H82ZM128 121H129V120H128ZM190 121H191V120H190ZM90 122H91V121H90ZM92 122H93V121H92ZM100 122L102 123V121H100ZM139 122H140V121H139ZM195 122H196V121H195ZM199 122H200V121H199ZM212 122H213V121H212ZM43 123H44V122H43ZM95 123H97V122H95ZM122 123H123V122H122ZM131 123H132V122H131ZM135 123H136V122H135ZM254 123H255V122H254ZM71 124H72V123H71ZM73 124H74V123H73ZM86 124H87V123H85V125H86ZM88 124H89V123H88ZM88 124H87V125H88ZM104 124H105V123H104ZM109 124H110V123H109ZM115 124H116V123H115ZM146 124H147V123H145V125H146ZM199 124H200V123H199ZM221 124H222V123H221ZM236 124H237V123H236ZM249 124H250V123H249ZM263 124H264V123H263ZM82 125H83V124H82ZM92 125H93V124H92ZM94 125H95V124H94ZM94 125H93V126H94ZM142 125H143V123H142ZM230 125H231V124H230ZM238 125H239V124H238ZM1 126H2V125H1ZM54 126H55V125H54ZM60 126H61V125H60ZM90 126H91V125H90ZM108 126H109V125H108ZM236 126H237V125H236ZM254 126H255V125H254ZM254 126H253V127H254ZM259 126H260V125H259ZM5 127H7V126H5ZM63 127H64V126H63ZM72 127H73V126H72ZM91 127H92V126H91ZM91 127H90V128H91ZM97 127H98V126H97ZM144 127H145V126H144ZM230 127H231V126H230ZM244 127L246 128V126H244ZM244 127H243V128H244ZM249 127H250V125H249ZM256 127H257V126H256ZM47 128H48V127H47ZM81 128H82V127H81ZM81 128H80V129H81ZM98 128H99V127H98ZM134 128H135V127H134ZM228 128H229V127H228ZM243 128H242V129H243ZM260 128H261V127H260ZM26 129H27V128H26ZM45 129H46V128H45ZM83 129H84V128H83ZM87 129H88V128H87ZM104 129H105V128H104ZM104 129H103V130H104ZM118 129H120V128H118ZM187 129H188V128H187ZM187 129H186V130H187ZM246 129H248V128H246ZM253 129H254V128H253ZM253 129H252V130H253ZM263 129H264V128H263ZM263 129H262V130H263ZM34 130H35V129H34ZM47 130H48V129H47ZM129 130H130V129H129ZM137 130H138V129H137ZM237 130H239V129H237ZM256 130H257V129H256ZM82 131H83V130H82ZM118 131H119V130H118ZM125 131H126V130H125ZM141 131H142V130H141ZM188 131H191V130H188ZM230 131H231V130H230ZM249 131H251V130H249ZM34 132H35V131H34ZM85 132H86V131H85ZM87 132H88V131H87ZM193 132H194V131H193ZM247 132H248V131H247ZM252 132H255V131H252ZM257 132H258V131H257ZM35 133H36V132H35ZM35 133H34V135H35ZM75 133H76V132H75ZM103 133H104V132H103ZM117 133H118V132H117ZM142 133H143V132H142ZM200 133H201V132H200ZM209 133H211V132H209ZM15 134H16V133H15ZM76 134H77V133H76ZM87 134H88V133H87ZM108 134H109V133H108ZM132 134H133V133H132ZM155 134H156V133H155ZM212 134H213V133H212ZM216 134H217V133H216ZM238 134H239V133H238ZM240 134H241V133H240ZM251 134H252V133H251ZM261 134H262V132H261ZM139 135H140V134H139ZM206 135H207V137H208V134H206ZM210 135H211V134H210ZM232 135H233V134H232ZM242 135H243V134H242ZM10 136H11V135H10ZM100 136H101V135H100ZM142 136H143V134H142ZM156 136H157V135H156ZM156 136H155V138H156ZM167 136H168V135H167ZM211 136H212V135H211ZM223 136H224V135H223ZM5 137H6V136H5ZM12 137H13V136H12ZM15 137H16V136H15ZM38 137H39V136H38ZM224 137H225V136H224ZM242 137H243V136H242ZM247 137H248V136H247ZM252 137H253V136H252ZM6 138H7V137H6ZM39 138H40V137H39ZM141 138H142V137H141ZM225 138H226V137H225ZM243 138H244V137H243ZM257 138H259V137L257 136ZM8 139H9V138H8ZM21 139H22V138H21ZM21 139H20V140H21ZM24 139H25V138H24ZM171 139H172V138H171ZM171 139H170V140H171ZM173 139H174V138H173ZM247 139H248V138H247ZM249 139H250V138H249ZM253 139H256V138L254 137ZM12 140H13V138H12ZM20 140H19V141H20ZM37 140H38V139H37ZM46 140H47V139H46ZM148 140H149V139H148ZM150 140H151V139H150ZM165 140H166V139H165ZM239 140H240V139H239ZM241 140H242V138H241ZM6 141H7V140H6ZM14 141H15V140H14ZM28 141H29V140H28ZM33 141H35V140H33ZM228 141H229V139H228ZM247 141H250V140H247ZM1 142H3V141H1ZM12 142H13V141H12ZM25 142H26V141H25ZM29 142H30V141H29ZM29 142H28V143H29ZM39 142H40V141H39ZM88 142H89V141H88ZM88 142H87V143H88ZM130 142H131V140H130ZM136 142H137V140H136ZM143 142H144V141H143ZM168 142H169V141H168ZM171 142H172V140H171ZM171 142H170V144H171ZM175 142H176V141H175ZM223 142H224V141H223ZM242 142H244V141H242ZM256 142H257V141H256ZM260 142H261V141H260ZM28 143H27V144H28ZM32 143H33V142H32ZM37 143H38V142H37ZM82 143H83V142H82ZM89 143H90V142H89ZM10 144H11V143H10ZM10 144H9V145H10ZM15 144H16V143H15ZM23 144H25V143L23 142ZM38 144H39V143H38ZM65 144H66V143H65ZM130 144H131V143H130ZM151 144H152V143H151ZM153 144H154V143H153ZM162 144H165V142H164V143L162 142ZM173 144H174V143H173ZM262 144H263V143H262ZM16 145H17V144H16ZM18 145H19V143H18ZM21 145H22V144H21ZM52 145H53V144H52ZM159 145H160V144H159ZM171 145H172V144H171ZM171 145H170V146H171ZM234 145H235V144H234ZM25 146H27V145H25ZM36 146L38 147V146H40V145H36ZM44 146H45V144H44ZM67 146H68V145H67ZM163 146H164V145H163ZM13 147H14V146H13ZM28 147H29V146H28ZM30 147H32V146H30ZM40 147H41V146H40ZM64 147H65V146H64ZM76 147H77V146H76ZM100 147H101V146H100ZM180 147H181V146H180ZM237 147H238V146H237ZM24 148H25V147H24ZM53 148H54V147H53ZM53 148H52V149H53ZM95 148H96V147H95ZM120 148H121V147H120ZM169 148H170V147H169ZM172 148H173V146H172ZM234 148H235V147H234ZM234 148H233V149H234ZM13 149H14V148H13ZM21 149H22V148H21ZM21 149H20V150H21ZM35 149H36V148H35ZM42 149H43V147H42ZM42 149H41V150H42ZM71 149H73V147H72ZM88 149H89V148H88ZM98 149H99V148H98ZM101 149H102V148H101ZM243 149H244V148H243ZM53 150H54V149H53ZM96 150H97V149H96ZM228 150H229V149H228ZM230 150H231V149H230ZM244 150H245V149H244ZM261 150H262V149H261ZM13 151H14V150H13ZM13 151H12V152H13ZM101 151H102V150H101ZM26 152H27V151H26ZM43 152H44V151H43ZM60 152H61V151H60ZM91 152H92V151H91ZM98 152H99V151H98ZM227 152H228V151H227ZM230 152H231V151H230ZM17 153H18V152H17ZM20 153H21V152H20ZM27 153H28V152H27ZM47 153H48V152H47ZM146 153H148V152H146ZM231 153H232V152H231ZM103 154H104V153H103ZM154 154H155V153H154ZM224 154H225V152H224ZM256 154H257V153H256ZM3 155H4V154H3ZM29 155H30V154H29ZM41 155H42V154H41ZM60 155H61V154H60ZM160 155H161V151H160ZM257 155H258V154H257ZM20 156H22L21 158H24V153H23V155L21 154ZM42 156H44V155H42ZM126 156H127V154H126ZM143 156H144V155H143ZM167 156H168V155H167ZM229 156H231V155H229ZM236 156H238V155H236ZM236 156L234 155V157H236ZM241 156H242V155H241ZM29 157H30V156H29ZM58 157H59V156H58ZM101 157H102V156H101ZM106 157H107V156H106ZM117 157H118V156H117ZM120 157H121V156H120ZM133 157H134V156H133ZM135 157H136V156H135ZM184 157H185V155H184ZM10 158H11V156H10ZM30 158H31V157H30ZM59 158H60V157H59ZM127 158H128V157H127ZM158 158H159V157H158ZM18 159H19V158H18ZM25 159H26V158H25ZM31 159H33V158H31ZM37 159H38V158H37ZM120 159H121V158H120ZM194 159H195V157H194ZM16 160H17V159H16ZM16 160H15V162H16ZM19 160H20L21 162H23L22 159H19ZM19 160H18V161H19ZM27 160H28V157H27ZM58 160H59V159H58ZM102 160H103V159H102ZM172 160H173V159H172ZM174 160H175V159H174ZM196 160H197V158H196ZM237 160H238V159H237ZM237 160H236V161H237ZM18 161H17V162H18ZM84 161H85V160H84ZM103 161H104V160H103ZM247 161H248V160H247ZM8 162H9V161H8ZM105 162H106V161H105ZM105 162H104V163H105ZM163 162H164V161H163ZM169 162H171V161H169ZM193 162H194V161H193ZM86 163H87V162H86ZM117 163H118V162H117ZM125 163H127V162H125ZM128 163H129V162H128ZM195 163H196V162H195ZM22 164H23V163H22ZM25 164H26V162H25ZM102 164H103V163H102ZM112 164H114V163H112ZM188 164H189V162H188ZM214 164H215V163H214ZM254 164H255V163H254ZM256 164H257V163H256ZM256 164H255V165H256ZM63 165H64V164H63ZM69 165H70V164H69ZM87 165H88V164H87ZM129 165H130V164H129ZM249 165H250V164H249ZM75 166H76V165H75ZM103 166H104V165H103ZM123 166H125V165L123 164ZM188 166H189V165H188ZM200 166H201V165H200ZM231 166H232V165H231ZM258 166H260V165L258 164ZM258 166H257V167H258ZM218 167H219V166H218ZM260 167H261V166H260ZM2 168H3V167H2ZM73 168H75V167H73ZM159 168H160V167H159ZM171 168H172V167H171ZM9 169H10V168H9ZM91 169H93V167H92ZM156 169H158V168H156ZM101 170L103 171V169H101ZM175 170H176V169H175ZM102 171H101V172H102ZM225 171H226V170H225ZM257 171H258V170H257ZM198 172H199V171H198ZM217 172H218V171H217ZM120 173H121V172H120ZM143 173H144V172H143ZM21 174H22V173H21ZM40 174H41V173H40ZM125 175H126V173H125ZM127 175H128V174H127ZM131 175H132V174H131ZM19 176H20V175H19ZM21 176H22V175H21ZM217 176H218V175H217ZM15 177H16V175H15ZM32 177H33V176H32ZM139 177H140V176H139ZM218 177H219V176H218ZM0 178H1V175H0ZM13 178H14V177H13ZM38 178H39V177H38ZM107 178H108V177H107ZM160 178H161V177H160ZM180 178H181V177H180ZM180 178H179V179H180ZM219 178H220V177H219ZM223 178H224V177H223ZM223 178H222V179H223ZM226 178H227V177H226ZM232 178H233V177H232ZM247 178H249V177H247ZM16 179H17V177H16ZM121 179H122V178H121ZM183 179H184V178H183ZM244 179H245V178H244ZM122 180H123V179H122ZM132 180H133V179H132ZM219 180H220V179H219ZM254 180H255V178H254ZM46 181H47V180H46ZM118 181H119V180H118ZM128 181H129V180H128ZM133 181H134V180H133ZM229 181H230V180H229ZM244 181H245V180H244ZM44 182H45V179H44ZM162 182H163V181H162ZM194 182H195V181H194ZM106 183H107V182H106ZM132 183H133V182H132ZM179 183H180V182H179ZM215 183H216V182H215ZM244 183H245V182H244ZM48 184H49V183H48ZM157 184H158V183H157ZM190 184H191V183H190ZM213 184H214V183H213ZM22 185H23V184H22ZM76 185H77V184H75V185H73V186H76ZM105 185H106V184H105ZM109 185H110V184H109ZM109 185H108V186H109ZM122 185H123V184H122ZM158 185H159V184H158ZM162 185H163V184H162ZM168 185H169V184H168ZM238 185H239V184H238ZM78 186H79V185H78ZM91 186H92V185H91ZM117 186H119V185H117ZM147 186H148V184H147ZM189 186H191V185H189ZM212 186H213V185H212ZM247 186H248V185H247ZM7 187H8V186H7ZM28 187H29V186H28ZM34 187H36V186L34 185ZM80 187H81V185H80ZM87 187H88V186H87ZM96 187H97V186H96ZM163 187H164V186H163ZM187 187H188V186H187ZM243 187H244V186H243ZM19 188H20V187H19ZM22 188H23V187H22ZM22 188H21V189H22ZM29 188H30V187H29ZM32 188H33V187H32ZM91 188H92V187H91ZM108 188H109V187H108ZM112 188H113V187H112ZM112 188H111V189H112ZM148 188H149V186H148ZM164 188H165V187H164ZM167 188H168V187H167ZM171 188H172V187H171ZM184 188H185V187H184ZM241 188H242V187H241ZM241 188H240V189H241ZM245 188H247V187H245ZM24 189H25V188H24ZM30 189H31V188H30ZM34 189H35V188H34ZM37 189H38V188H37ZM173 189H174V188H173ZM179 189H180V188H179ZM189 189H191V188H189ZM192 189H193V187H192ZM192 189H191V190H192ZM211 189H212V188H211ZM226 189H227V188H226ZM242 189H243V188H242ZM242 189H241V190H242ZM47 190H48V189H47ZM117 190H118V189H117ZM170 190H171V189H170ZM209 190H210V189H209ZM13 191H14V190H13ZM25 191H26V190H25ZM128 191H129V190H128ZM132 191H133V190H132ZM138 191H140V190H138ZM156 191H157V189H156ZM201 191H202V190H201ZM207 191H208V190H207ZM211 191H212V190H211ZM211 191H210V192H211ZM8 192H9V191H8ZM14 192H15V191H14ZM36 192H37V191H36ZM102 192H103V191H102ZM133 192H134V191H133ZM172 192H173V190H172ZM187 192H188V191H187ZM193 192H194V191H193ZM203 192H204V191H203ZM27 193H28V192H27ZM27 193H26V195H27ZM33 193H34V192H33ZM33 193H31V194H33ZM45 193H47V192H45ZM60 193H61V192H60ZM107 193H108V192H107ZM129 193H130V192H129ZM139 193H140V192H139ZM231 193H232V192H231ZM69 194H70V193H69ZM112 194H113V192H112ZM130 194H131V193H130ZM135 194H136V193H135ZM205 194H206V193H205ZM35 195H36V194H35ZM38 195H39V194H38ZM38 195H37V196H38ZM40 195H42V194L40 193ZM54 195H56V194H54ZM76 195H77V194H76ZM192 195H193V194H192ZM43 196H44V195H43ZM87 196H88V195H87ZM104 196H105V195H104ZM212 196H213V195H212ZM23 197H24V196H23ZM25 197H26V196H25ZM35 197H36V196H35ZM48 197H49V196H48ZM78 197H80V196H78ZM85 197H86V196H85ZM85 197H84V198H85ZM105 197H106V196H105ZM122 197H123V196H122ZM206 197H208V196H206ZM214 197H215V196H214ZM216 197H217V196H216ZM31 198H33V197H31ZM40 198H41V197H40ZM133 198H134V197H133ZM136 198H137V197H136ZM208 198H209V197H208ZM225 198H226V196H225ZM21 199H22V198H21ZM37 199H38V198H37ZM82 199H83V198H82ZM31 200H32V199H31ZM45 200H46V199H45ZM79 200H80V199H79ZM89 200H90V199H89ZM116 200H117V198H116ZM135 200H136V199H135ZM137 200H138V199H137ZM139 200H140V199H139ZM187 200H188V199H187ZM189 200H190V198H189ZM32 201H33V200H32ZM84 201H85V199H84ZM86 201H87V200H86ZM103 201H104V200H103ZM141 201H142V200H141ZM203 201H205V200H203ZM207 201H208V200H207ZM218 201H219V200H218ZM234 201H235V200H234ZM240 201H241V200H240ZM249 201H250V200H249ZM22 202H23V201H22ZM42 202H43V201H42ZM46 202H47V201H46ZM109 202H112V201H109ZM113 202H114V201H113ZM113 202H112L111 205H114ZM133 202H134V201H133ZM135 202H136V201H135ZM137 202H138V201H137ZM137 202H136V204H137ZM143 202H144V201H143ZM192 202H193V200H192ZM3 203H4V202H3ZM43 203H44V202H43ZM43 203H42V206H43ZM63 203H64V202H63ZM63 203H62V204H63ZM78 203L80 204V201H79ZM87 203H88V201H87ZM94 203H95V202H94ZM253 203H254V202H253ZM40 204H41V203H40ZM72 204H73V203H72ZM89 204H90V202H89ZM115 204H116V203H115ZM120 204H121V203H120ZM133 204H134V203H133ZM133 204H132V208H133V207H136V205L133 206ZM139 204H140V203H139ZM190 204H191V203H190ZM239 204H240V203H239ZM30 205H31V204H30ZM44 205H46V204H44ZM66 205H67V204H66ZM100 205H101V204H99V206H100ZM108 205H110V204H108ZM141 205H142V204H141ZM143 205H144V204H143ZM143 205H142V207H143ZM251 205H252V204H251ZM13 206H14V204H13ZM20 206H22V205H20ZM42 206H41V207H42ZM46 206H47V205H46ZM67 206H68V205H67ZM82 206H83V205H82ZM129 206H130V205H129ZM139 206H140V205H139ZM144 206H145V205H144ZM182 206H183V205H182ZM191 206H192V205H191ZM5 207H7V206H5ZM72 207H73V205H72ZM85 207H86V206H85ZM89 207H90V206H89ZM120 207H121V206H120ZM120 207H119V208H120ZM248 207H249V206H248ZM15 208H16V206H15ZM38 208H39V207H38ZM67 208H68V207H67ZM99 208H100V207H99ZM104 208H105V207H104ZM113 208L115 209L116 206H115V207L113 206ZM117 208H118V205H117ZM123 208H124V206H123ZM126 208H127V207H126ZM126 208H124V209H126ZM1 209H2V208H1ZM24 209H25V208H24ZM34 209H35V208H34ZM85 209H86V208H85ZM142 209H143V208H142ZM144 209H145V207H144ZM206 209H207V208H206ZM248 209H249V208H248ZM38 210H39V209H38ZM87 210H88V209H87ZM104 210H105V209H104ZM130 210H131V209H130ZM132 210H134V208H133ZM132 210H131V211H132ZM146 210H147V209H146ZM184 210H185V209H184ZM208 210H209V209H208ZM250 210H251V209H250ZM13 211H14V210H13ZM18 211H19V210H18ZM59 211H60V210H59ZM91 211H92V210H91ZM91 211H90V213H91ZM99 211H100V210H99ZM111 211H112V210H111ZM111 211H110V212H111ZM126 211H127V210H126ZM131 211H130V212H131ZM137 211H138V210H136V212H137ZM157 211H159V209H158ZM246 211H247V210H246ZM11 212H12V211H11ZM36 212H37V210H36ZM96 212H98V211H96ZM101 212H102V211H101ZM103 212H105V211H103ZM122 212H123V211H122ZM133 212H134V211H133ZM141 212H142V211H141ZM147 212H148V214H149V210H147ZM12 213H13V212H12ZM15 213H16V212H15ZM20 213H21V212H20ZM42 213H43V212H42ZM59 213H60V212H59ZM77 213H78V212H77ZM81 213H82V211H81ZM120 213H121V212H120ZM128 213H129V212H128ZM51 214H52V212H51ZM63 214H64V213H63ZM66 214H67V213H66ZM69 214H70V213H69ZM121 214H122V213H121ZM131 214H132V213H131ZM143 214H144V212H143ZM193 214H194V213H193ZM12 215H13V214H12ZM19 215H20V214H19ZM45 215H46V214H45ZM49 215H50V214H49ZM64 215H65V214H64ZM114 215H115V214H114ZM125 215H126V214H125ZM132 215H133V214H132ZM185 215H186V214H185ZM57 216H58V215H57ZM59 216H60V214H59ZM59 216H58V217H59ZM89 216H90V215H89ZM95 216H96V215H95ZM110 216H112V214H111ZM122 216H123V218H124V215H120L121 218H122ZM126 216H129V217H130V215H126ZM126 216H125V217H126ZM139 216H140V214H139ZM2 217H3V216H2ZM5 217H6V216H5ZM13 217H14V216H13ZM120 217H119V218H120ZM136 217H137V216H136ZM152 217H153V216H152ZM173 217H174V216H173ZM0 218H1V217H0ZM10 218H11V217H10ZM70 218H71V217H70ZM77 218H78V217H77ZM81 218H82V215H81ZM90 218H91V217H90ZM158 218H159V217H158ZM190 218H191V217H190ZM208 218H209V217H208ZM3 219H4V218H3ZM5 219H6V218H5ZM7 219H8V218H7ZM98 219H100V218H97V220H98ZM104 219H105V218H104ZM147 219L150 220V218H147ZM161 219H162V218H161ZM166 219H167V218H166ZM252 219H253V218H252ZM119 220H122V219H119ZM124 220H127V219L125 218ZM124 220H123V222H126V221H124ZM155 220H156V219H155ZM163 220H164V219H163ZM167 220H168V219H167ZM176 220H177V219H176ZM176 220H175V221H176ZM214 220H215V219H214ZM3 221H4V220H3ZM3 221H2V222H3ZM48 221H50V220H48ZM52 221H53V220H52ZM127 221H128V220H127ZM161 221H162V220H161ZM231 221H232V220H231ZM0 222H1V221H0ZM2 222H1V223H2ZM80 222H81V221H80ZM108 222H109V221H108ZM113 222H114V221H113ZM152 222H154V221H152ZM159 222H160V221H159ZM4 223H5V222H4ZM13 223H14V222H13ZM39 223H40V222H39ZM63 223H64V221H63ZM97 223H98V221H97ZM104 223H105V222H104ZM106 223H107V222H106ZM154 223H155V222H154ZM156 223H157V222H156ZM2 224H3V223H2ZM7 224H8V223H7ZM11 224H12V223H11ZM46 224L48 225V223H46ZM76 224H77V223H76ZM94 224H95V223H94ZM139 224H140V223H139ZM174 224H175V223H174ZM187 224H188V223H187ZM50 225H51V224H50ZM80 225H81V224H80ZM97 225H98V224H97ZM120 225H121V224H120ZM133 225H134V224H133ZM147 225H148V224H147ZM188 225H189V224H188ZM188 225H187V226H188ZM252 225H253V224H252ZM252 225H251V226H252ZM5 226H6V225H5ZM11 226H12V225H11ZM68 226H69V225H68ZM84 226H85V225H84ZM105 226H106V225H105ZM109 226H110V225H109ZM109 226H108V227H109ZM143 226H144V225H143ZM157 226H158V225H157ZM163 226H164V225H163ZM172 226H173V225H172ZM238 226H239V225H238ZM80 227H81V226H80ZM102 227H103V226H102ZM108 227H107V228H108ZM173 227H174V226H173ZM175 227H176V226H175ZM29 228H30V227H29ZM39 228H40V227H39ZM42 228H43V227H42ZM83 228H84V227H83ZM104 228H105V227H104ZM122 228H124V227H122ZM143 228H144V227H143ZM143 228H142V229H143ZM6 229H7V228H6ZM6 229H5V230H6ZM9 229H10V228H9ZM9 229H8V230H9ZM12 229H13V228H12ZM12 229H10V230H12ZM31 229H32V228H31ZM33 229H34V228H33ZM44 229H45V228H44ZM44 229H43V230H44ZM109 229H110V228H109ZM115 229H116V228H115ZM142 229H141V230H142ZM167 229H169V228H167ZM181 229H182V228H181ZM186 229H187V228H186ZM186 229H184V230H186ZM58 230H59V229H58ZM124 230H125V229H124ZM136 230H137V228H136ZM194 230H195V229H194ZM240 230H241V229H240ZM59 231H60V230H59ZM66 231H67V230H66ZM100 231H101V230H99V232H100ZM102 231H103V230H102ZM113 231H114V230H113ZM143 231H144V229H143ZM174 231H175V230H174ZM199 231H200V230H199ZM201 231H202V230H201ZM6 232H7V231H6ZM95 232H96V231H95ZM109 232H110V231H109ZM114 232H115V231H114ZM114 232H113V233H114ZM117 232H118V231H117ZM135 232H136V231H135ZM167 232H168V231H167ZM170 232H171V231H170ZM178 232H179V231H178ZM181 232H182V231H181ZM183 232H184V231H183ZM238 232H239V231H238ZM238 232H236V233H238ZM0 233H1V232H0ZM19 233H20V232H19ZM55 233H56V232H55ZM59 233H60V232H59ZM63 233H64V232H63ZM63 233H62V234H63ZM107 233H108V231H107ZM140 233H141V232H140ZM157 233H158V232H157ZM175 233H176V232H175ZM186 233H187V232H186ZM186 233H182V235H183V234H186ZM212 233H213V232H212ZM214 233H215V232H214ZM224 233H227V232H224ZM231 233H232V232H230L229 235H231ZM1 234H2V233H1ZM6 234H7V233H6ZM44 234H45V232H44ZM49 234H50V233H49ZM52 234H53V233H52ZM65 234L67 235V233H65ZM69 234H70V233H69ZM84 234H85V233H84ZM94 234H95V233H94ZM109 234H110V233H109ZM143 234H144V233H143ZM173 234H174V233H173ZM187 234H189V233H187ZM240 234H241V233H240ZM42 235H43V234H42ZM106 235H107V234H106ZM139 235H140V234H139ZM3 236H4V235H3ZM47 236H48V235H47ZM89 236H90V235H89ZM95 236H97V235H95ZM98 236H99V235H98ZM142 236H143V235H142ZM209 236H210V235H209ZM240 236H241V235H240ZM41 237H42V236H41ZM73 237H74V236H73ZM85 237H86V236H85ZM102 237H103V236H102ZM151 237H152V236H151ZM185 237H186V236H185ZM210 237H212V236H210ZM238 237H239V236H238ZM252 237H253V236H252ZM255 237H256V236H255ZM17 238H18V237H17ZM47 238H48V237H47ZM56 238H57V236H56ZM78 238H80V237L78 236ZM94 238H95V237H94ZM96 238H97V237H96ZM104 238H105V237H104ZM124 238L126 239V237H124ZM161 238H162V237H161ZM28 239H29V237H28ZM33 239H34V238H33ZM76 239H77V238H76ZM111 239H112V238H111ZM115 239H116V238H115ZM133 239H134V238H133ZM146 239H147V237H146ZM181 239H182V238H181ZM181 239H180V240H181ZM256 239H257V238H256ZM19 240H20V239H19ZM43 240H44V239H43ZM51 240H52V239H51ZM64 240H66V239H64ZM74 240H75V239H74ZM87 240H89V239H87ZM136 240H137V239H136ZM144 240H145V239H144ZM153 240H154V238H153ZM163 240H164V239H163ZM166 240H167V239H166ZM190 240H191V239H190ZM200 240H201V239H200ZM253 240H254V239H253ZM92 241H93V240H92ZM95 241H97V240H95ZM137 241H138V240H137ZM137 241H136V242H137ZM167 241H168V240H167ZM184 241H185V240H184ZM254 241H255V240H254ZM259 241H260V240H259ZM20 242H21V240H20ZM36 242H38V241H36ZM41 242H42V241H41ZM64 242H65V241H64ZM69 242H71V241H69ZM82 242H83V241H82ZM90 242H91V241H90ZM90 242H89V243H90ZM101 242H102V241H101ZM157 242H158V241H157ZM164 242H165V241H164ZM226 242H227V241H226ZM16 243H17V241H16ZM44 243H45V242H44ZM55 243H56V242H55ZM55 243H54V244H55ZM106 243H108V241H106ZM165 243H166V242H165ZM180 243H181V242H180ZM180 243H179V244H180ZM189 243H190V242H189ZM229 243H231V242H229ZM11 244H12V243H11ZM23 244H24V243H23ZM30 244H31V243H30ZM71 244H72V243H71ZM135 244H136V243H135ZM172 244H173V243H172ZM186 244H187V243H186ZM256 244H257V243H256ZM72 245H73V244H72ZM76 245H77V244H76ZM98 245H99V244H98ZM163 245H164V244H163ZM163 245H162V247H163ZM189 245H191V244H189ZM201 245H202V244H201ZM263 245H264V244H263ZM263 245L261 244V246H263ZM14 246H15V245H14ZM30 246H31V245H30ZM68 246H69V243H68ZM92 246H93V245H92ZM154 246H156V245H154ZM170 246H171V245H170ZM176 246H177V245H176ZM180 246H181V245H180ZM196 246H197V245H196ZM19 247H20V246H19ZM37 247H38V246H37ZM48 247H49V246H48ZM71 247H72V246H71ZM85 247H86V246H85ZM129 247H130V246H129ZM183 247H184V246H183ZM199 247H200V246H199ZM208 247H209V246H208ZM61 248H62V247H61ZM86 248H87V247H86ZM98 248H99V246H98ZM33 249H34V248H33ZM56 249H57V248H56ZM64 249H65V248H64ZM67 249H68V248H67ZM93 249H94V248H93ZM153 249H154V248H153ZM155 249H157V248H155ZM204 249H205V248H204ZM212 249H213V248H212ZM4 250H5V249H4ZM7 250H8V248H7ZM20 250H22V249H20ZM45 250H46V249H45ZM45 250H44V251H45ZM51 250H52V249H51ZM120 250H121V249H120ZM127 250H128V249H127ZM157 250H158V249H157ZM187 250H189V249H187ZM223 250H224V249H223ZM42 251H43V250H42ZM54 251H55V250H54ZM62 251H63V250H62ZM73 251H74V250H73ZM82 251H83V250H82ZM93 251H95V250H93ZM129 251H130V250H129ZM160 251H161V250L159 249V252H160ZM181 251H182V250H181ZM25 252H26V251H25ZM38 252H39V251H38ZM57 252H58V251H57ZM68 252H69V251H68ZM97 252H98V251H97ZM101 252H102V251H101ZM110 252H111V251H110ZM130 252H131V251H130ZM162 252H163V251H162ZM177 252H178V251H177ZM217 252H218V251H217ZM59 253H60V252H59ZM82 253H83V252H82ZM85 253H86V252H85ZM103 253H104V252H103ZM106 253H107V251H106ZM113 253H114V252H113ZM135 253H136V257H138V260H140L141 262H144L145 264H157V262H158V261L160 260V258H161V257H160L161 253L158 255L157 252H154V251H153L148 245H144V244H143V246H140L139 249H137ZM185 253H186V252H185ZM185 253H184V254H185ZM209 253H210V251H209ZM227 253H228V252H227ZM262 253H264V252H262ZM2 254H3V253H2ZM20 254H21V252H20ZM28 254H29V253H28ZM42 254H43V252H42ZM57 254H58V253H57ZM63 254H65V252H64ZM78 254H79V253H78ZM93 254H94V253H93ZM93 254H92V255H93ZM96 254H97V253H96ZM99 254H100V253H99ZM99 254H97V255H99ZM126 254H127V253H126ZM176 254H177V253H176ZM219 254H221V253H219ZM222 254H224V253H222ZM225 254H226V253H225ZM22 255H23V254H22ZM74 255H75V254H74ZM101 255H102V254H101ZM105 255H107V254H105ZM163 255H164V256H168V257H169V256H172V255H173V250H172V248L168 247L166 250H164ZM179 255H180V254H179ZM198 255H199V254H198ZM46 256H47V255H46ZM63 256H64V255H63ZM84 256H86V255H84ZM108 256H109V255H108ZM111 256H112V254H111ZM111 256H110V257H111ZM133 256H134V255H133ZM133 256H132V257H133ZM164 256H163V257H164ZM180 256H181V255H180ZM184 256H185V255H184ZM186 256H187V255H186ZM221 256H222V255H221ZM24 257H25V256H24ZM35 257H36V256H35ZM42 257H43V256H42ZM49 257H50V256H49ZM56 257H57V256H56ZM58 257H59V256H58ZM76 257H77V256H76ZM88 257H89V256H88ZM117 257H118V256H117ZM163 257H162V258H163ZM168 257H166V258H168ZM216 257H217V256H216ZM222 257H223V256H222ZM19 258H20V257H19ZM54 258H55V257H54ZM60 258H61V257H60ZM115 258H116V257H115ZM180 258H183V257H180ZM217 258H218V257H217ZM1 259H3V258H1ZM95 259H96V258H95ZM111 259H112V258H111ZM128 259H129V258H128ZM163 259H164V258H163ZM184 259H186L188 263L190 262V260H189V256L185 257ZM27 260H28V259H27ZM47 260H48V259H47ZM87 260H89V259H87ZM93 260H94V259H93ZM98 260H99V259H98ZM108 260H110V259H108ZM126 260H127V258H126ZM131 260H132V259H131ZM171 260H172V259H171ZM176 260H177V259H176ZM180 260H181V259H180ZM180 260H179V261H180ZM191 260H192V259H191ZM59 261H60V260H59ZM94 261H95V260H94ZM113 261H114V259H113ZM167 261H168V260H167ZM197 261H198V260H197ZM215 261H216V260H215ZM5 262H7V258H5ZM13 262H15V261H13ZM18 262H19V261H18ZM33 262H34V261H33ZM40 262H42V260H41ZM47 262H48V261H47ZM107 262H109V261H107ZM115 262H116V261H115ZM135 262H136V261H135ZM138 262H139V261H138ZM202 262H203V260H202ZM2 263H3V261H2ZM2 263H1V264H2ZM7 263H8V262H7ZM10 263H11V262H10ZM10 263H9V264H10ZM117 263H118V261H117ZM120 263H121V262H120ZM120 263H119V264H120ZM126 263H127V262H126ZM190 263H191V262H190ZM207 263H208V262H207ZM214 263H215V262H214ZM4 264H5V263H4ZM21 264H22V263H21ZM29 264H30V263H29ZM64 264H66V263H64ZM71 264H72V263H71ZM131 264H132V263H131ZM141 264H142V263H141ZM174 264H176V261L174 262Z\"/></svg>",
  "mask_w": 264,
  "mask_h": 264
}]
</instances>
